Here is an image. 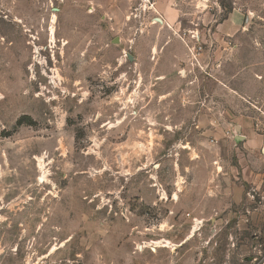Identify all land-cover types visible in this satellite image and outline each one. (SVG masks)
I'll return each mask as SVG.
<instances>
[{"label":"rangeland","instance_id":"374dc122","mask_svg":"<svg viewBox=\"0 0 264 264\" xmlns=\"http://www.w3.org/2000/svg\"><path fill=\"white\" fill-rule=\"evenodd\" d=\"M0 264H264V0H0Z\"/></svg>","mask_w":264,"mask_h":264},{"label":"crops","instance_id":"0c3cea01","mask_svg":"<svg viewBox=\"0 0 264 264\" xmlns=\"http://www.w3.org/2000/svg\"><path fill=\"white\" fill-rule=\"evenodd\" d=\"M240 17L237 15L236 11L234 10L231 15H230V19H234L235 21H237Z\"/></svg>","mask_w":264,"mask_h":264},{"label":"water","instance_id":"95a60500","mask_svg":"<svg viewBox=\"0 0 264 264\" xmlns=\"http://www.w3.org/2000/svg\"><path fill=\"white\" fill-rule=\"evenodd\" d=\"M114 40L117 41L118 39L115 38ZM129 58L131 59V56H130V55H129ZM235 129H236L237 131H240V126H239V125H236V126H235Z\"/></svg>","mask_w":264,"mask_h":264},{"label":"bare ground","instance_id":"6f19581e","mask_svg":"<svg viewBox=\"0 0 264 264\" xmlns=\"http://www.w3.org/2000/svg\"><path fill=\"white\" fill-rule=\"evenodd\" d=\"M52 32V31H51ZM52 40V39H51Z\"/></svg>","mask_w":264,"mask_h":264}]
</instances>
